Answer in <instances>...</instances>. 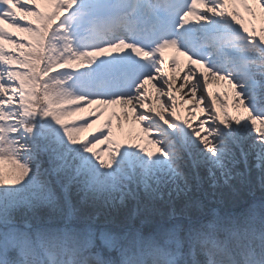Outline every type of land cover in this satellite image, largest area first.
<instances>
[{"label": "snow or ice", "instance_id": "snow-or-ice-1", "mask_svg": "<svg viewBox=\"0 0 264 264\" xmlns=\"http://www.w3.org/2000/svg\"><path fill=\"white\" fill-rule=\"evenodd\" d=\"M256 180L264 0H0V264H264Z\"/></svg>", "mask_w": 264, "mask_h": 264}, {"label": "trees", "instance_id": "trees-1", "mask_svg": "<svg viewBox=\"0 0 264 264\" xmlns=\"http://www.w3.org/2000/svg\"><path fill=\"white\" fill-rule=\"evenodd\" d=\"M255 183L253 182V189ZM264 203V193L260 190H255V192L247 191L242 193V199L238 201V203L234 206V210L237 212L244 211L252 204H260ZM145 232L147 233L150 229L145 227Z\"/></svg>", "mask_w": 264, "mask_h": 264}, {"label": "rangeland", "instance_id": "rangeland-1", "mask_svg": "<svg viewBox=\"0 0 264 264\" xmlns=\"http://www.w3.org/2000/svg\"><path fill=\"white\" fill-rule=\"evenodd\" d=\"M167 54H168V53H166V55H167ZM183 59H184V58L181 57V60H182V61H183ZM212 87H213V90L220 91L221 94L223 93V91H225V90L227 89V85H223V84H222V85H219V86L213 85ZM106 115H107V113H106ZM254 183H255V185H254V190L250 191V193H251V192H255V190H260L261 192L264 193V189H261V188H260L258 180L254 181Z\"/></svg>", "mask_w": 264, "mask_h": 264}]
</instances>
